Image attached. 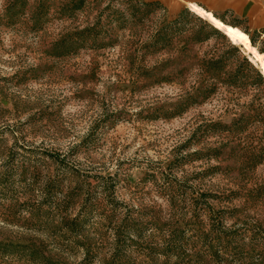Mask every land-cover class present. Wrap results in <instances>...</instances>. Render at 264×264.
<instances>
[{"label":"rangeland","instance_id":"obj_1","mask_svg":"<svg viewBox=\"0 0 264 264\" xmlns=\"http://www.w3.org/2000/svg\"><path fill=\"white\" fill-rule=\"evenodd\" d=\"M190 1L264 55L225 0H0V264H264V74Z\"/></svg>","mask_w":264,"mask_h":264},{"label":"bare ground","instance_id":"obj_2","mask_svg":"<svg viewBox=\"0 0 264 264\" xmlns=\"http://www.w3.org/2000/svg\"><path fill=\"white\" fill-rule=\"evenodd\" d=\"M188 4L193 11L203 17H206L213 25L223 30L224 33H226L232 40L243 44L251 52V54H253L251 55V57L255 62H257L264 74V55L259 52L257 48L252 44L250 36L247 32H245L238 26L225 22L223 19L215 15L213 13L214 11L212 12L210 10H207L196 2L190 1Z\"/></svg>","mask_w":264,"mask_h":264},{"label":"crops","instance_id":"obj_3","mask_svg":"<svg viewBox=\"0 0 264 264\" xmlns=\"http://www.w3.org/2000/svg\"><path fill=\"white\" fill-rule=\"evenodd\" d=\"M225 1L227 3V6L224 8L225 10H223L224 13H226L227 11L229 12L232 11V13H234L238 17V19L249 20V23H251V27H253L254 29L264 28V0H225ZM198 4L201 5V3ZM203 4L205 5V3H202L201 6H203ZM206 9L212 12L214 11L213 13L215 14V9L210 8L209 6ZM218 17L223 18L224 16H218ZM227 23H230L232 25L238 26L241 29H243L241 25H239V23H231V22H227ZM243 30L247 32L245 29Z\"/></svg>","mask_w":264,"mask_h":264},{"label":"trees","instance_id":"obj_4","mask_svg":"<svg viewBox=\"0 0 264 264\" xmlns=\"http://www.w3.org/2000/svg\"><path fill=\"white\" fill-rule=\"evenodd\" d=\"M251 40H252V42L254 41L253 37H251ZM233 48L235 50H239L238 46H236V45H233ZM223 62H224V58L211 59V60H209V65L219 66ZM253 72L256 73L255 77H257V78L260 77L259 71L256 69L254 64L249 60L248 56L243 55L241 62L239 64H237L235 69L225 73L224 75L218 74L217 76H214V75L213 76L216 79H221L220 81H222V82L232 83V82H236V80L239 77L249 78ZM217 81L219 82V80H217Z\"/></svg>","mask_w":264,"mask_h":264}]
</instances>
